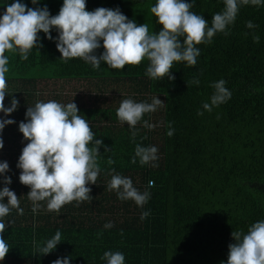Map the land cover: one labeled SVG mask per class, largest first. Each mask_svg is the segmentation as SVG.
I'll use <instances>...</instances> for the list:
<instances>
[{
    "label": "trees",
    "instance_id": "obj_1",
    "mask_svg": "<svg viewBox=\"0 0 264 264\" xmlns=\"http://www.w3.org/2000/svg\"><path fill=\"white\" fill-rule=\"evenodd\" d=\"M14 2L0 0V16ZM20 2L28 8L47 7L52 16L63 5V0H39L35 5L32 0ZM147 2L86 0V10L118 8L139 25L134 8ZM185 2L192 4L190 11L203 16L209 27L212 17L225 8L224 0ZM248 21L256 27L249 29ZM161 29L151 13L150 34ZM51 36L49 40L40 32L38 47L27 60L18 52L5 53L9 61L5 108L13 98L19 106L10 116L0 112V120L15 121L0 133L4 142L0 162L9 165V171L0 175V190L6 186L4 176L10 177L12 183L7 186L19 198L23 215L11 209L2 218L6 224L3 238L9 246L3 264H53L59 258H69L70 264H107L102 259L107 251L121 252L125 264H227L229 245L236 242L232 233L247 234L251 225L264 220V3L240 5L225 32L216 33L210 43L197 45L200 55L194 66L174 62L170 70L174 81L168 76L150 79L147 59L122 70L103 62L96 70L80 58L65 61L56 46V29ZM103 51L101 46L96 55ZM71 80L94 81L99 90L108 82H128L139 93L135 102L150 104L159 98L163 104L144 114L135 128L118 120L119 107L77 106L94 134L89 147L103 140L96 185H87L92 198L73 201L59 212H49L43 201L33 213L27 196L30 188L19 180L17 164L28 143L19 124L27 122L28 107L41 101L40 83ZM220 80L226 82L231 98L205 110L203 105L211 104L215 92L212 85ZM144 121L153 127H145ZM137 145L156 147L158 159L141 165L137 157L133 164ZM113 175L131 179L140 193L150 194L143 208L131 200L121 201L116 191L108 190ZM142 212L150 214L142 220ZM107 223L113 226L105 228ZM58 230L61 243L57 248L48 255L39 253Z\"/></svg>",
    "mask_w": 264,
    "mask_h": 264
},
{
    "label": "clouds",
    "instance_id": "obj_2",
    "mask_svg": "<svg viewBox=\"0 0 264 264\" xmlns=\"http://www.w3.org/2000/svg\"><path fill=\"white\" fill-rule=\"evenodd\" d=\"M32 3L35 5L39 0H32ZM262 3L264 0H224V10L212 17L209 27L203 16L190 11L191 3L185 0H156L150 12L157 18L162 29L156 34H150L146 23L137 25L118 8L112 10L101 7L88 11L86 0H63L59 14L52 16L47 7L28 8L20 0H15L6 6V11L0 16V112L10 116L19 106V101L13 98L11 106L5 108L4 101L8 94L5 74L9 63L5 53L18 52L22 60H27L30 51L38 47L40 32L52 40L51 31L57 30L56 46L62 54L61 59L65 61L80 58L96 70L100 68L101 62L111 69L122 70L126 65L138 66L147 59L149 66L146 75L150 79L159 80L168 76L174 81L175 77L170 74L174 62H186L187 66H194L200 55L197 45L210 43L216 33L225 32L227 26L234 23L240 5L257 6ZM246 26L249 29L256 27L251 21ZM253 39L259 42L258 36ZM101 46L104 51L97 56L96 52ZM192 83L198 84L199 81L194 80ZM225 83L220 80L212 85L215 92L211 104L203 105L205 110L211 111L212 106H218L231 98ZM162 104L159 98L150 104L124 99L117 109V117L122 124L135 128L144 114L155 112ZM78 113L74 102L67 105L55 100L37 102L34 107H28L27 122L19 124V131L28 141L17 164L21 170L19 180L22 185L30 188L27 196L32 202L33 213L37 212L43 201H46L49 212H59L64 205L73 201L83 202L92 198L91 188L87 185H96L100 171L97 157L103 140H95L96 147H89L94 134L88 121ZM13 123L15 121L10 119L0 120V133L6 125ZM144 126L153 127L147 121H144ZM167 135L171 137L173 131L169 130ZM3 147V139L0 138V150ZM157 151L154 146L137 145L132 163H136L137 157L141 165L156 161ZM8 171V163L0 162V175ZM3 183L6 186L0 190V261L9 253V246L3 238L6 224L2 218L11 209L23 215L19 198L7 186L12 183L11 178L5 175ZM152 185L153 182L149 181V187ZM107 187L109 191H116L121 201H134L141 208L150 195L148 192L140 193L131 179L120 175H113ZM5 198L7 203H4ZM149 214L142 212L141 219ZM112 226L111 223L105 224V228ZM232 235L236 242L229 245L227 264H264V220L251 225L247 234L234 231ZM60 243L61 233L58 230L38 251L48 255ZM102 259L107 264H125L121 252L107 251ZM53 264H70V259L59 258Z\"/></svg>",
    "mask_w": 264,
    "mask_h": 264
},
{
    "label": "rangeland",
    "instance_id": "obj_3",
    "mask_svg": "<svg viewBox=\"0 0 264 264\" xmlns=\"http://www.w3.org/2000/svg\"><path fill=\"white\" fill-rule=\"evenodd\" d=\"M156 0H148L145 5L134 8L136 12V21L139 25L147 24L150 33L151 12L150 8ZM94 81H49L42 82L38 86L40 102L55 100L63 105L74 102L77 106L85 107L103 106L119 107L124 99H131L134 102L139 99V93L135 90L133 84L122 82L115 84L108 82L100 90L95 87ZM143 94H146L143 91ZM57 97V98H56ZM158 119V116H156ZM0 261V264H3Z\"/></svg>",
    "mask_w": 264,
    "mask_h": 264
}]
</instances>
